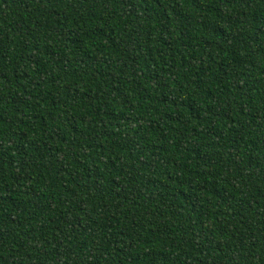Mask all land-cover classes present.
<instances>
[{"label": "trees", "instance_id": "trees-1", "mask_svg": "<svg viewBox=\"0 0 264 264\" xmlns=\"http://www.w3.org/2000/svg\"><path fill=\"white\" fill-rule=\"evenodd\" d=\"M0 264H264V0H0Z\"/></svg>", "mask_w": 264, "mask_h": 264}]
</instances>
